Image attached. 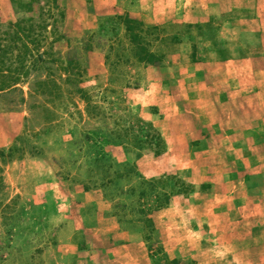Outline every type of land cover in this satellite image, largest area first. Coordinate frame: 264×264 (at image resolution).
<instances>
[{"label": "rangeland", "instance_id": "obj_1", "mask_svg": "<svg viewBox=\"0 0 264 264\" xmlns=\"http://www.w3.org/2000/svg\"><path fill=\"white\" fill-rule=\"evenodd\" d=\"M44 3L55 21H45L46 42L64 34L52 48L59 57L15 85L23 104L0 100V264H264V158L231 135L232 107H202V70L191 68L226 60L232 34L220 24L236 13L202 21L186 12L185 22L180 0H56V9L39 0L34 9ZM117 15L140 21L137 41L162 55L159 67L130 59ZM22 17L0 0V29ZM92 33L129 61L110 74L95 48L82 79L67 82L66 53L81 54ZM47 74L53 84L43 86L60 96H28Z\"/></svg>", "mask_w": 264, "mask_h": 264}, {"label": "crops", "instance_id": "obj_2", "mask_svg": "<svg viewBox=\"0 0 264 264\" xmlns=\"http://www.w3.org/2000/svg\"><path fill=\"white\" fill-rule=\"evenodd\" d=\"M180 2L178 10L183 11L182 18L185 22H189L190 18L186 12H196L198 19L202 18V21L228 12L236 13L228 23L220 24V28L227 25L231 29L230 35L232 34L228 46L224 47L226 60L197 63L191 68L198 72L202 70L201 85L198 86L201 89L199 97L202 107H209L210 104L214 106L220 102L232 107L228 113L229 128L234 130L230 131L231 135L232 132H238L234 138L244 140L246 148L252 154L264 158V150L254 153L251 148L252 140L264 143V0H196L195 4H190L189 0ZM158 4L155 5V10L159 12L161 9L158 7L161 6ZM243 37H252L254 40L243 43ZM254 43L261 45L260 50L255 46L246 47V51L241 48V44ZM225 129L220 128V133L227 134ZM239 145L242 146L241 143Z\"/></svg>", "mask_w": 264, "mask_h": 264}, {"label": "trees", "instance_id": "obj_3", "mask_svg": "<svg viewBox=\"0 0 264 264\" xmlns=\"http://www.w3.org/2000/svg\"><path fill=\"white\" fill-rule=\"evenodd\" d=\"M38 1L39 0H9L15 12L22 13L24 17L10 20L0 29V100L3 101L4 106H14L15 103H24L23 92L21 89L15 87V85L27 76L28 71L34 66V63L44 65L49 63V65H52L59 57L56 50L52 48L64 38V34L62 35V33H60V35H56L52 30L50 36L54 37H51L52 39L50 42H46L45 30L47 25L45 21L52 20L53 16L50 12V6L47 5V3H44L43 6L36 5L34 9V4H38ZM50 1L52 3L51 6L56 9V0ZM114 18L118 23L124 25V31L128 41L125 51L126 54H129L130 59L144 67H159L162 63V55L147 49L146 44H144L146 41H142L141 43L137 41L138 37L135 33V27L141 25L140 21L130 19L126 15H117L114 16ZM54 22L53 19L50 24L51 27ZM81 45V54L77 53L76 48L69 49L66 53L65 70H63L66 72L67 82L77 83L82 79L86 69V64L84 65L85 57L83 55L91 52L95 48L100 49L99 53H101L102 56V63L103 65H108L110 74L112 68H116L118 65L129 61L126 54L123 55L116 50L118 43L114 45H104V42L96 35H93V33L88 36V39L82 41ZM100 45H102V47ZM103 45L106 49L103 48ZM42 46L46 47L47 50L40 54L38 53V48ZM111 51H113L112 57H110ZM105 52H107V54H105ZM70 54L71 56H69ZM47 77L48 78L43 81L36 82V89L31 90L28 96L37 98L39 96L45 97L46 95L50 97V99H57L58 96H60L59 92H61L59 88L43 86L49 83L50 85L53 84L52 75L47 74ZM72 88L71 93L77 95L86 105L91 102V95L88 92L83 91V89L79 87H74V85ZM68 92L67 94H69ZM83 140L87 142L90 138L84 135ZM95 146L98 148L96 151L97 153L100 149L97 145ZM0 156H2V152H0ZM95 158L96 160L104 161L100 155ZM144 222L150 223L151 226V220L149 218L144 219Z\"/></svg>", "mask_w": 264, "mask_h": 264}]
</instances>
